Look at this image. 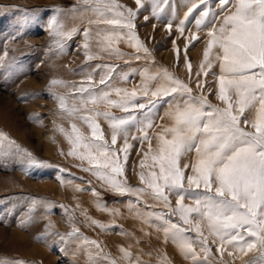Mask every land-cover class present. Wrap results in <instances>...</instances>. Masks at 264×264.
Returning <instances> with one entry per match:
<instances>
[{"label": "rangeland", "instance_id": "rangeland-1", "mask_svg": "<svg viewBox=\"0 0 264 264\" xmlns=\"http://www.w3.org/2000/svg\"><path fill=\"white\" fill-rule=\"evenodd\" d=\"M232 2L235 3V0ZM142 4L134 31L139 41L148 48L149 55L144 58L145 54L140 50L138 54L142 58L136 60L137 50L128 43V30L122 23L105 22L122 20L118 13L123 12L125 7L136 9L135 0H0V264H15L17 261L23 264H111L112 261L115 264H136L137 258L143 264H194V260L182 255L170 239L165 242L162 231L142 223L134 213L129 212V201L136 200L134 195L121 196L109 190L90 172L79 167H89L87 161L68 154L73 150L68 139L72 136L73 124L87 141L98 142L79 116L93 115L89 110L109 112L114 117L127 115L103 102L86 103L84 107L90 97L108 93L110 99L118 100L115 89L129 92L136 89V102L145 103L143 88L155 90L163 84L162 70L165 69L188 85L193 96L201 95V89L196 85V73L200 70L207 43L206 33L211 25L198 31L195 20L205 8H210L217 16L222 15L218 11V0H208L185 22L183 37H190L193 33L200 37L186 53L191 64V78L185 65L186 41L177 31L180 20L191 6V0H168L167 5L161 0H142ZM153 8H156L157 17L152 15ZM124 15L127 13L124 12ZM146 16L147 22L144 20ZM53 18L59 26L58 31H71V36L51 35L48 23ZM170 21L171 31L165 27ZM214 23L218 25V21ZM85 29L89 32L88 49L83 47ZM109 42L112 49L124 54L122 58L109 51ZM216 51L218 49L214 48L213 53ZM108 65L114 68L111 79L105 76L110 71L105 67ZM158 72L159 79H148ZM219 74V64L214 63L208 75H201L200 80L207 81L203 95L208 102L224 108L226 105L216 94ZM102 76L105 84L100 82ZM53 80L63 83L51 84ZM80 88L86 91H78ZM228 95L235 105V91L229 90ZM57 96H63L69 108L75 105L83 110L76 117H70L61 110L55 99ZM257 108L258 103L255 108L247 109L245 118L253 119ZM168 110L169 103L165 98L151 114L155 127L149 129L150 136L160 132L161 125L172 124L165 115ZM129 111L135 113L138 119L127 126L132 148L125 176L128 185L146 188L138 177L141 171L147 175L152 163L149 157L145 168L139 166L148 151V143L140 141L138 131L145 121L139 109ZM94 119L103 133V141L119 151L124 142L123 135H118L113 146L108 120L103 116ZM241 127L249 132L255 131L251 126ZM47 133L50 139L45 138ZM5 136L7 140L3 139ZM133 136L137 139H132ZM151 143L154 148L155 138ZM75 150L84 152L79 147ZM29 153L50 166L28 168ZM196 159L195 151H191L182 157L180 164H191ZM188 174H191L190 169ZM184 186L187 187L186 180ZM77 188L85 190L77 191ZM91 189H95L98 195H94ZM169 199L175 207L176 197L170 196ZM148 203L155 202L149 200ZM184 203L191 204L192 201L185 199ZM112 209L118 210V214L109 211ZM145 210L169 211L163 207L145 209L141 203L140 211ZM86 216L100 222L104 229L92 225ZM172 219L178 220V217ZM74 227L78 232L73 233ZM203 231L207 236L206 227ZM190 235L196 237L195 232ZM88 241H96L99 247ZM208 243L211 245L209 264H220L221 261L223 264H247L259 257L258 249L237 255L234 249L229 248L221 255L216 252L211 237ZM120 247L131 253V259L123 258L118 250ZM193 251L196 260H204V254L195 243ZM230 251L233 255L228 254Z\"/></svg>", "mask_w": 264, "mask_h": 264}, {"label": "snow or ice", "instance_id": "snow-or-ice-1", "mask_svg": "<svg viewBox=\"0 0 264 264\" xmlns=\"http://www.w3.org/2000/svg\"><path fill=\"white\" fill-rule=\"evenodd\" d=\"M161 3L167 5L168 0H161ZM207 3L208 0H191V6L177 26V31L182 37L188 17L201 5ZM135 4L136 9L125 7L123 12L118 13L122 20L113 19L105 22L122 23L128 30V43L137 50L134 58L140 60L142 58L138 54L140 50L145 54L144 58L149 55V50L139 41L134 31L139 10L143 7L142 0H135ZM218 4V11L222 15L217 16L216 12L205 8L195 20L198 31L202 27L211 25L206 33L207 43L203 50L200 70L196 73V85L201 89V95L193 96L192 89L188 85L173 77L165 69L162 70L165 81L163 84H159L155 90L143 88L145 103L136 102L138 95L136 89L130 92L115 89L118 100L110 99L108 93L90 97L84 107L86 103L103 102L108 107L121 109L127 115L114 117L109 112L89 110L93 115L79 116V119L88 125L94 140L98 142L87 141L73 124L72 136L68 137L73 150L68 154L81 161H87L89 167L83 165L79 167L90 172L109 190L121 196L134 195L136 200L129 201V212L134 213L135 218L141 219L142 223L162 231L165 242L170 239L182 255L194 260V264H209L208 254L211 252L209 237L212 238V244L216 245V252L221 255L229 248L234 249L237 255L258 249L259 257L247 264H264V0H235V3L232 0H218ZM114 7L124 6L114 5ZM124 12L127 13L126 16ZM152 15L157 17L156 8H153ZM144 20L147 22L148 17H144ZM214 21H218V25ZM165 27L171 31L172 22L170 21ZM48 28L52 30L51 35L71 36V31L68 33L58 31L59 26L55 18L49 21ZM84 35L86 42L83 47L88 49V29L84 30ZM183 38L186 41L185 65L191 78V64L186 53L200 37L193 33L190 37ZM173 43L175 45V41ZM214 48L218 49L215 53H213ZM109 51L114 52L118 58L124 55L118 49H112L111 42H109ZM176 51L179 56L178 50ZM127 62L126 60L125 63ZM214 63H218L220 68L216 94L226 105L224 108L213 106L203 95L207 81H201L200 76H207ZM105 67L110 69L105 76L111 79L114 68L111 65ZM141 75L143 79V71ZM159 78V72L148 77L153 81ZM100 82L105 84L103 76ZM58 83L63 82L56 80L51 82V84ZM229 90L235 91V105L228 95ZM78 91L83 93L86 90L80 88ZM165 98L169 103V110L165 115L172 124L161 125V131L155 133L154 137L150 136L149 129L155 127L151 114L162 101H165ZM55 99L61 110L67 112L70 117H76L83 110L75 105L69 108L63 96H57ZM257 103L259 108L256 109L254 118L246 119L245 111L255 108ZM129 109H139L145 121L138 131L140 141L148 143V151L144 153L139 166L141 169L145 168L149 157L152 163L147 175L141 171L138 177L146 188L128 185L125 176V167L132 148L127 126L138 119ZM100 116L109 122L113 146L117 143L118 135H123L124 142L119 151L103 141V133L94 119ZM241 125L251 126L255 131H246ZM60 131L63 132V129ZM153 138L156 140L154 148L151 143ZM3 139L7 140V137ZM132 139L137 137L133 136ZM78 147L83 148L84 152L78 153L75 150ZM191 151H195L196 161L181 166L182 157ZM27 166L40 168L50 165L37 160L29 153ZM189 169L191 174H188ZM185 180L187 187L184 186ZM91 191L94 195H98L95 189ZM170 196L176 197L175 207L171 204ZM185 199L191 200L192 203L185 204ZM149 200L155 203L149 204ZM141 203L145 205V209L163 207L169 211H140ZM103 208L106 209V205ZM109 211L118 214L116 209ZM174 216L178 217V220L172 219ZM86 219H89L92 225L104 229L100 222L87 216ZM154 221L160 223L154 224ZM205 227L207 236L203 231ZM76 232L78 229L74 227L73 233ZM192 232L196 233L195 238L190 235ZM88 243L99 247L96 241H88ZM194 243L204 254L203 261L196 260ZM118 250L123 258L131 259V253L126 249L120 247ZM228 254L233 255L231 251ZM15 264H23V262L17 261ZM111 264H115V261ZM136 264L143 262L137 258ZM220 264H223V261Z\"/></svg>", "mask_w": 264, "mask_h": 264}, {"label": "bare ground", "instance_id": "bare-ground-1", "mask_svg": "<svg viewBox=\"0 0 264 264\" xmlns=\"http://www.w3.org/2000/svg\"><path fill=\"white\" fill-rule=\"evenodd\" d=\"M45 138H46V139H50V135H48V133L45 134Z\"/></svg>", "mask_w": 264, "mask_h": 264}]
</instances>
